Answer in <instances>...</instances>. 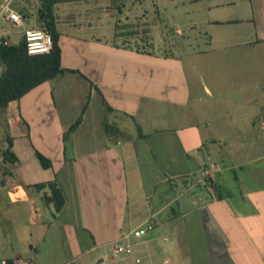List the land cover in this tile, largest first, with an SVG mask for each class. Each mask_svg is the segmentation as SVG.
Returning <instances> with one entry per match:
<instances>
[{
    "label": "crops",
    "instance_id": "obj_1",
    "mask_svg": "<svg viewBox=\"0 0 264 264\" xmlns=\"http://www.w3.org/2000/svg\"><path fill=\"white\" fill-rule=\"evenodd\" d=\"M23 1L13 0L25 18L22 27L0 21V42L6 45L18 44L25 29L37 27L42 0L24 1L34 3L33 10ZM163 1H152L151 21L138 18L152 33L162 32L165 49L146 53L114 42L112 20L108 34L81 33L91 23L76 22V14L112 11L113 2L58 4L61 66L77 72L43 83L0 111L7 133L0 135V206L24 204L35 220L45 215L46 204L43 191L28 186L55 180L65 197L55 219L64 215L62 225L71 232L70 259L62 264H104L99 250L130 232L125 230L134 215H140V223L133 230L148 222L155 227V217L169 206L152 209L147 185L155 191L157 183L193 174L199 175L189 182L196 195L204 186L214 191L198 210L202 259L181 225L166 250L155 239L140 241L131 256L113 254L110 264H264V127L251 131L262 120L257 112L264 111V97L258 99V91L264 95V83L258 81L264 79V0ZM185 35L184 49H175L170 39ZM176 107L188 113L166 117ZM226 110L233 112L230 122ZM81 114L80 125L64 140ZM228 127L237 130L231 135ZM8 140L16 161L3 159ZM252 140L255 151L246 157L244 144ZM35 151L52 167L42 168ZM211 165L218 170L215 183H199L202 169ZM30 250L36 256L35 248ZM94 252L99 255L92 262ZM35 256L31 264H43ZM19 258L14 254L0 264Z\"/></svg>",
    "mask_w": 264,
    "mask_h": 264
},
{
    "label": "rangeland",
    "instance_id": "obj_2",
    "mask_svg": "<svg viewBox=\"0 0 264 264\" xmlns=\"http://www.w3.org/2000/svg\"><path fill=\"white\" fill-rule=\"evenodd\" d=\"M23 1V0H22ZM25 1V0H24ZM23 1V2H24ZM101 2H113V6L116 8L112 11H105L104 9L92 10L88 14H76L74 17L76 22L82 23L84 21L91 23V27L88 25L85 28H81V33H93L100 31L103 34H108L110 32V21L114 24H133L134 27L138 28L139 31L148 30L147 33H140L134 37H128L125 42L118 40L119 45H124V47L134 49L136 51L149 52L153 49L162 50L164 48L162 32L152 31L147 27L148 23H142L139 19L142 15H145V21H151L153 19V0H100ZM162 4H167L168 0L161 2ZM24 8L35 9L36 5L34 3L28 4L27 1L24 2ZM75 3H63L60 8H67L69 6H75ZM101 4V3H100ZM17 8V7H16ZM147 13V14H145ZM60 17H64L63 12L57 13ZM139 18V19H138ZM138 19V20H136ZM37 29H42L40 26L35 27ZM109 31V32H108ZM188 35L171 38L172 44H174L175 49H184L183 44ZM154 42V43H153ZM70 49V48H69ZM73 49V48H72ZM67 63H71L73 58L66 55ZM81 63V62H79ZM197 68L200 70L201 64L197 63ZM258 81L264 83V79L261 78ZM181 86V82L177 83ZM264 95L262 91H258V99H263ZM176 110H171L166 117L180 116L181 114L188 113L183 110V108H175ZM226 121H231L233 112L231 110H226ZM241 119L244 120L247 115L246 111L242 109ZM262 116L261 123L256 125L255 128H251L254 132L264 127V111L259 110L257 112L258 119ZM2 113H0V135H6V126L2 120ZM255 119V120H256ZM52 132L53 129L49 128ZM229 132L233 135L237 128L228 127ZM240 130H245L248 132V128L241 126ZM13 131L16 134V128L13 127ZM230 135V136H231ZM246 143V141H245ZM255 141L246 143L243 154L246 157L249 156L251 151H255ZM232 145H237L236 141ZM247 167V166H246ZM238 173V171H236ZM198 174H193L188 178H181L175 183H171L166 180L161 184L156 185L155 191L152 190L150 186L147 185L146 193L150 196L151 208L158 210L159 207H163L165 204H169L168 207L162 209L159 215L155 217L156 225L152 231H150L146 236H144L141 241H147L155 239L156 245H160L164 250L171 245V240L173 239L174 232L177 231L181 225L185 227L184 231L187 237L191 238V243H193L194 253H197V259H202V241H201V229L199 224L198 210L206 203V196L209 193H214L213 189H206L205 186L202 188V194L196 195L193 192V188L190 187L189 182L195 183ZM225 184H228V179L232 178V174L226 175ZM8 179V178H7ZM10 185V184H8ZM190 190H189V189ZM8 190L6 194L8 196ZM133 200L130 197V210H133ZM40 210V208H39ZM41 212V211H40ZM151 211H148L150 215ZM176 212V215L173 213ZM57 214L54 213L51 206L45 207V215L38 217L33 220L29 217L28 208L24 204L13 203V201H7V204L0 206V262L2 259H11L14 254H18L26 264L27 259L31 256H35L30 250V247H34L36 250V258L40 259L43 264H62L64 261L70 259V253L66 249V242L68 241L69 232L65 226L62 225V221L65 219L63 215L61 221L55 219ZM132 216V214H131ZM140 215H134V218L127 224V230H133L140 222ZM174 218V219H173ZM48 222H43L47 220ZM175 221V222H174ZM77 232V231H76ZM79 235V234H78ZM185 234L183 232L182 237ZM166 238V240H164ZM182 238V239H183ZM168 239V240H167ZM100 253L105 255V263H111V256H113L112 246H106L104 249L99 250ZM99 252H94L90 255L92 262L94 258L97 257Z\"/></svg>",
    "mask_w": 264,
    "mask_h": 264
},
{
    "label": "trees",
    "instance_id": "obj_3",
    "mask_svg": "<svg viewBox=\"0 0 264 264\" xmlns=\"http://www.w3.org/2000/svg\"><path fill=\"white\" fill-rule=\"evenodd\" d=\"M93 1V0H42L41 5L36 10V23L46 32L51 35L52 49L48 54L28 55L26 51L25 39H22L16 45H6L0 42V65L2 71L0 73V111L8 107L11 102L20 100L27 93L42 85L43 83L56 78L66 72L75 73L76 70L65 69L61 66V49L59 46V31L56 25L55 7L60 3ZM22 12V9H20ZM147 33L148 30L139 31L133 24H116L114 26V42L122 40L123 42L128 37H134L140 33ZM140 53H146L139 51ZM103 104L107 111L111 108L107 105L104 99ZM87 104L84 106L82 113L85 111ZM82 114L64 133L65 140L73 131L80 125ZM3 159L7 161H16V157L11 151V140H8V147L2 153ZM35 155L44 169L52 167L51 161L35 151ZM36 191H43L42 199L47 206H51L55 214L62 211L65 205L64 194L58 183L53 180L50 182L35 184L28 186Z\"/></svg>",
    "mask_w": 264,
    "mask_h": 264
},
{
    "label": "built area",
    "instance_id": "obj_4",
    "mask_svg": "<svg viewBox=\"0 0 264 264\" xmlns=\"http://www.w3.org/2000/svg\"><path fill=\"white\" fill-rule=\"evenodd\" d=\"M24 17L13 8V0H6L0 7V21H5L14 27H22ZM24 39L26 43V51L28 55L48 54L52 49L51 35L41 29L27 28L24 30ZM5 44V43H4ZM218 170L213 165L206 166L200 173L199 183L214 184ZM154 229L153 223H146L144 226L131 230L122 234L112 243V252L116 256H131L137 244L141 239ZM139 260H137L138 262ZM24 263L22 258L13 262V264ZM31 259L26 264H31ZM1 264H8L2 262Z\"/></svg>",
    "mask_w": 264,
    "mask_h": 264
},
{
    "label": "water",
    "instance_id": "obj_5",
    "mask_svg": "<svg viewBox=\"0 0 264 264\" xmlns=\"http://www.w3.org/2000/svg\"><path fill=\"white\" fill-rule=\"evenodd\" d=\"M40 208H41V212L44 213V209H43L41 204H40ZM46 221H48V220H46Z\"/></svg>",
    "mask_w": 264,
    "mask_h": 264
}]
</instances>
